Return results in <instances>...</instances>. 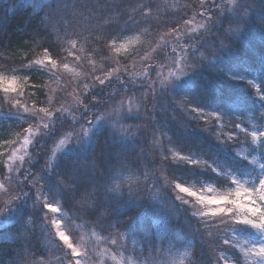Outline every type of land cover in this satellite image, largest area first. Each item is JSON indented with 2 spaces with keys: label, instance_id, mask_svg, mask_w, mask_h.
I'll return each mask as SVG.
<instances>
[{
  "label": "rangeland",
  "instance_id": "obj_1",
  "mask_svg": "<svg viewBox=\"0 0 264 264\" xmlns=\"http://www.w3.org/2000/svg\"><path fill=\"white\" fill-rule=\"evenodd\" d=\"M23 1L39 10L42 5L50 0ZM124 2L128 13L134 15L142 9L141 7H145L144 16L154 19L161 18L163 15L162 11L159 12L161 9L165 11V9L168 10L169 7H173L166 0H124ZM151 3L154 4L152 12L148 7L151 6ZM217 4L222 7V10L216 7ZM208 7L213 12V18L209 24L205 19V12ZM255 8L253 0H204L199 11L195 12L187 23L176 29L175 33L173 31L163 32L155 46L151 47L142 57L138 56V58L129 61L128 64H123L119 60V56L136 49L143 40L142 34L126 32V34L116 35L110 43L111 56L113 57L110 62L113 63L114 68L108 72L112 73L109 77L111 80L109 82L106 80L105 83L106 86L111 85L110 89L112 90L106 92L100 100H92L87 109H83L80 103L87 92L78 93L77 90L75 91V83L70 82L66 73L70 69L74 71V75L77 72L80 77H92L98 67H94L95 62L91 59L85 58L78 61V64L82 66L81 69H77L78 64L73 66L71 61L67 63L68 69H64L59 63L55 68L51 67L50 64H38L36 70L41 73V76L43 74L51 76L50 80L48 76V78L46 77L49 81L45 82V93L40 100L33 94L36 83L30 82V73L9 72L0 68V71L8 76L14 75L22 78L20 80L22 96L18 98H21L30 109L34 105L37 110L48 108L55 113L51 118L49 128L45 130L43 125L49 124V118L43 111H40L36 116L18 110L15 105L12 106L13 109L11 110L21 118H26L29 123L33 120L34 125L31 124L33 134L30 137L33 143L27 148H22V138L6 155L7 172L5 177L0 179V184L3 185L0 188V207L8 199L5 193L12 192L16 186L23 189L25 194L14 201L5 211L0 212V219L18 209L21 201L30 190L28 186L33 187L35 191L37 186L41 188V176H46L51 172L61 151L79 150L86 146L94 129L100 124H105L115 138H131L143 135L147 142L148 158L144 161L146 175L136 177L133 174L117 177L110 190V195L121 197L123 193L126 194L127 192L130 199L129 204L144 206L138 221L139 228L136 230L126 228L123 231L116 230L115 232L106 231V228L101 229L96 224H92L79 212L67 213L61 207V203L56 198L52 199L48 193H45L44 196L41 194L40 199L47 197L49 202L58 203L61 208L59 213H48V209L43 206L39 197H36L37 200L39 199L38 203L43 220L40 231L48 244L49 254L45 258L47 264H68V249L63 247L62 242H59V238L55 235V226L51 224L54 219L63 220L65 230L73 242L80 246L82 252L85 250L88 252L86 264H93V261L95 264H145V262L146 264H224L225 259L229 261V264H256L259 257L255 253L245 256L236 245H243L245 241L259 242L260 239H264V234L257 232L256 229L248 225H233L227 217L221 221L214 217L201 218L197 216L195 212L201 211V206L188 194L181 193L175 188V184L181 182L173 183L167 180L164 153H169L173 160L182 163L186 161L191 163V160H196L198 161L196 165L204 166L206 161L200 157L195 158L191 154H184L175 146L164 147V140L153 126L158 114H163L162 118L175 124L180 131L199 129L194 121L201 119L202 125L200 127L204 133L207 132L210 135V132L214 131L216 137L221 138L224 133L226 136H237L238 128L234 129L228 124L225 126L221 118L215 125L217 117L212 116L211 113H220L219 111L205 109L202 113H197L189 107H182L177 103L179 99L174 96V92L182 84L191 83L203 69L217 68L216 62L223 57L225 52L234 49L236 42L245 41V36L252 23L249 14ZM88 17L92 18V15ZM86 21L74 20L71 23L72 26L76 27L73 31L82 30L84 28L82 26L88 23ZM205 25H207L206 30L202 27ZM61 36L60 38L65 44L64 48L68 50L69 44L64 38L63 32H61ZM113 41L116 42L115 46L124 44V49L116 52ZM80 43L83 46V43ZM81 46H76L78 58L83 56L80 54L81 48L79 47ZM200 52H203L204 55H199ZM47 54L50 55L49 52ZM45 55V51L40 53L37 60ZM68 56H70L69 59L73 58L70 53ZM98 64L102 68L105 65L104 63ZM180 68L185 70V74L178 78L174 76L168 82L169 72H178ZM225 73L233 78H247L256 87L259 86L257 87L258 90H261L260 81L264 79V73L256 76L246 72L233 73L228 70ZM59 75L62 78H58ZM63 75H65L64 78ZM133 76L136 78V82L132 84L133 87H118L119 81H122L123 77ZM2 94L7 101L12 100L16 95L15 93L5 94L3 91ZM88 94L85 99L91 100L92 95ZM141 97L145 98V103L141 102ZM121 102H123L124 111L118 114ZM258 103L256 109L248 113L249 137L245 141L242 139V143L236 148L237 154L248 160L249 169L239 172L226 167L217 168L229 179L235 176L242 182L249 184L258 182L260 176L264 175V169L260 167L264 164V135H258L255 139L251 135L252 132L264 133L263 93H260ZM129 105L132 106L133 111H127ZM101 112H107L110 115L95 119L94 117L99 116ZM73 117L77 118L73 120ZM84 123L88 124L85 126L91 128L88 135L81 134L79 139L73 138L62 149L58 147L59 140L64 138L65 132L76 131L79 125ZM126 123L132 124L133 127L129 128L127 132H121V125ZM136 124L141 125V127L136 135H132L131 133L136 131ZM238 126L243 128L241 123ZM46 141L48 142L45 145ZM220 142L224 143V137ZM45 146H47L46 149H43ZM10 155L13 156L11 162L8 159ZM21 157L23 159H20ZM185 157L188 159L186 160ZM37 172L39 174L36 179H39V182L38 185H33L28 181ZM117 184L120 185L119 188H117ZM183 184L193 189H206L211 186L221 192L226 191L229 187H234L232 180L227 186H217L212 181H190ZM184 200L189 201V203ZM45 213L48 215L46 216ZM181 215H184L183 222L198 239L199 256L193 254L192 241H195L194 239L190 241V244L179 247L168 241L169 229L167 224L170 219H178ZM161 231L164 233L163 237L159 234ZM121 233L126 235L127 239ZM113 240L116 241V244L112 243ZM133 242H135V246ZM250 246L249 244L248 247ZM160 249H165V252L161 253ZM194 258L195 260H193Z\"/></svg>",
  "mask_w": 264,
  "mask_h": 264
},
{
  "label": "trees",
  "instance_id": "obj_2",
  "mask_svg": "<svg viewBox=\"0 0 264 264\" xmlns=\"http://www.w3.org/2000/svg\"><path fill=\"white\" fill-rule=\"evenodd\" d=\"M166 1L173 7L165 11L161 9V18L154 19L144 16L145 7H141L142 9L134 15L128 13L124 0H50L39 10L23 0H0V68L9 72L30 73V82L36 83L33 94L40 100L45 93L47 78L51 79V76H41L36 70L38 64L35 61L45 48L51 58L57 60L60 65L71 61L74 66L82 59H91L95 62L94 67H98L92 77H80L77 72L74 75V71L70 69L66 73L70 82L75 83V91L83 93L84 83L94 86L91 82L95 76L103 78L105 73L114 68L110 62L113 58L110 43L116 35L126 32L142 34L143 40L136 49L119 56L123 64H128L155 46L163 32L169 33L187 23L202 4L201 0ZM253 2L256 8L249 14L252 23L245 41L236 42L234 49L225 52L216 62L217 68L203 69L191 83L182 84L174 92V96L179 100H186L184 106L192 110L199 108L219 111L224 125L238 128V134L234 137L224 133L222 143L220 141L223 137H216L214 131H211L210 135L202 131L201 119L194 121L199 129L180 131L175 124L164 120L163 114H158L153 126L164 140V147L175 146L184 154H191L206 161L204 166L187 161L182 163L173 160L169 153H164L165 172L169 182L212 181L217 186H227L231 179L217 169L218 167L239 172L250 167L248 160L237 154L236 148L242 143V139L245 141L249 137L248 113L258 106L260 93L264 94V79L260 81L261 90H258L247 78H233L225 72H246L252 76L264 73V0ZM148 7L151 12L154 10L153 3ZM89 15H92V18H89ZM62 16L68 21L65 26L68 31L76 28L71 25L74 20L88 21L82 26V30L76 31L80 34L76 46H81L80 42L83 43V46L79 47L80 54L83 55L81 58H78L77 54L75 58L69 59V51L64 48V41L58 39L56 33L51 30V22L60 20ZM98 63L105 65L102 68ZM81 67L78 64L77 69ZM58 78L62 77L59 75ZM123 78L118 87H133L132 84L136 82L134 76ZM105 86L106 84L94 87L88 95L103 98L106 92L112 90L111 85ZM0 103L4 104L0 110L1 179L7 172L6 155L23 138V130L29 126V122L11 110L13 108L8 106L9 101L5 99L2 91ZM217 121L218 119L215 120V125ZM239 123L243 128H239ZM30 124L34 125L33 120ZM16 133L20 135L17 136ZM6 139L17 142L5 144ZM146 147L147 142L143 135L118 139L113 136L107 125L100 124L94 129L86 146L58 154L51 172L41 176V194L44 196L48 193L52 199L56 198L61 203L67 213L79 212L92 224L101 229L106 228V231H123L126 228L136 230L139 228L138 221L144 206L129 204L127 192L121 197L110 195V190L117 177L146 175ZM28 188L30 190L18 209L0 219V264H20L21 249H26L22 257L24 260L37 259L41 255L46 258L49 254L48 244L40 231L43 220L39 199H36L38 196L35 189L31 186ZM81 199L93 203L82 207L78 204ZM183 217L184 215H181L178 219L169 220L168 241L179 247L190 244L194 239L193 254L199 256L198 239L183 222Z\"/></svg>",
  "mask_w": 264,
  "mask_h": 264
},
{
  "label": "snow or ice",
  "instance_id": "obj_3",
  "mask_svg": "<svg viewBox=\"0 0 264 264\" xmlns=\"http://www.w3.org/2000/svg\"><path fill=\"white\" fill-rule=\"evenodd\" d=\"M201 3H203V0H201ZM217 8H220L222 10V7L220 5H216ZM213 18V12L208 7L205 12V19L207 20L208 24L211 22V19ZM218 18V17H217ZM62 21V23H61ZM68 24L67 20H64L63 16L60 20L52 21L51 22V30L56 33L57 38H60V33L63 31L64 38H66L67 43L69 44V53L74 58L76 57V45L78 43L80 34L72 31L69 32L66 29V25ZM204 27V30L207 29V25L202 26ZM176 32V29H173V33ZM113 45H116V42L113 41ZM125 45L121 44L119 46H115V51L120 52L122 49H124ZM46 55L35 61L36 64L39 65H45L50 64L51 67L55 68L58 66V62L55 59H52L50 55H48V49L45 48ZM199 55L203 56L204 53L200 52ZM181 61H183V58H181ZM176 63V61H174ZM63 68L68 69L69 65L67 63H63ZM194 66V65H193ZM185 74V70L183 68H180L178 72H169L168 82L171 81V79L175 77H180ZM112 75V73H105L104 77L101 76H95L93 81L91 82L92 85L90 86V83H84L83 84V91H86L87 94L92 91L94 87L97 86H103L107 82H109L111 79L109 77ZM22 78H19L17 76H8L4 72L0 71V91H3L5 94H12L15 93V97L9 101L8 106H13L18 110L23 111L24 113H31L35 114L36 116L39 114L40 111H43L47 117L49 118V124H44L43 128L46 130L49 128L51 118L55 115L52 111H50L48 108H44L42 110L35 109V106L30 109L29 106L25 103H23L21 98L22 96V85L20 84V80ZM259 87V86H257ZM85 96H83V99L80 101V103L83 106V109H87L89 104L92 102V100H100L101 98L98 96L93 95L91 100H86ZM141 102L145 103V98L141 97ZM115 103V101H114ZM177 103H179L182 107L187 103L186 100H178ZM4 104L0 103V107H3ZM139 107V106H138ZM137 107V110H138ZM197 113H202V109L194 108L193 109ZM114 111H116L114 109ZM122 111H124V105L123 102L120 104V114ZM127 111H133L132 106L129 105L127 108ZM57 113V112H56ZM110 114L107 112H101L99 116L94 117L95 119H101L104 117L109 116ZM212 116L217 117V119H220V113H211ZM77 117H73V120H75ZM87 123L79 125L78 130L76 131H67L63 134L64 138H61L59 140L58 147L63 148L65 145H67L73 138L79 139L80 135L83 134L84 136L88 135L91 131V128ZM132 124H123L121 125L120 131L121 132H127L129 128H132ZM141 125L136 124L135 129L136 131H133L131 134L136 135L137 131ZM23 140L21 143L22 148H27L28 145L32 144L33 141L30 139V137L33 134V127L29 123V126L23 130ZM17 136H19V133H16ZM252 137L255 139L258 135H264V133H257L252 132ZM16 140H4L5 144H15ZM54 157V156H53ZM9 162L12 161L13 156L8 157ZM20 159H23L21 157ZM187 160L188 158L185 157ZM191 163L196 164L198 161L191 160ZM262 169H264V164L260 165ZM38 172L33 176L28 182L33 185H38L39 179H36L38 176ZM22 176V175H21ZM40 176V175H39ZM27 179V178H25ZM232 184L234 187H229L226 191H218L217 189L208 186L205 188L200 189H193L189 186H186L183 183H176L175 188L179 190L181 193L188 194L191 198L194 199L196 203H198L201 206V211L195 212V214L201 218L206 217H214L221 221L224 220L225 217H227L230 222L233 225L239 226V225H248L253 229H256L257 232L264 234V175H261L258 182L254 184H249L247 182H242L240 179H238L235 176L231 177ZM131 184V182H129ZM3 185L0 184V188H2ZM120 185L117 184V188H119ZM41 191L42 189L37 186L36 194L37 196L41 197ZM24 190L17 187L12 190V192H6L5 195L8 197L6 201L3 202V206L0 207V212L5 211L10 205L14 203V201L20 199L22 195H24ZM179 199H182L181 197H178ZM43 203V206L48 209V213H59L61 212L60 205L58 203H51L48 201V198L45 197L44 199H40ZM185 201V200H184ZM189 203V201H185ZM92 201H85L84 199H81L78 201V204H80L82 207L87 204L91 205ZM48 213H45L47 216ZM31 222V220H29ZM207 223V222H206ZM205 223V224H206ZM51 224L55 226V235L59 238V242H62L63 247H66L68 249V264H86V261L88 260V252L85 250L84 252L81 251L80 246H78L76 243L73 242V240L68 235L67 231L65 230L64 221L61 219H54L51 221ZM119 230V229H117ZM160 236L163 237L164 233L161 231ZM122 236H124L125 239H127L126 235L121 233ZM227 242V241H226ZM113 244H116V241H112ZM251 245L248 247V245ZM133 245L135 246V242H133ZM240 248L241 252L245 254V256L252 255L253 253L256 254L259 259L256 261V264H264V239H260L259 242H247L245 241L243 245H236ZM26 251V249L20 250L21 260L20 264H47V261L45 258L41 255L37 259H31V260H24L23 254ZM161 253L165 252V249H160ZM93 264H95V261H93ZM146 264V262H145ZM224 264H229V261L225 259Z\"/></svg>",
  "mask_w": 264,
  "mask_h": 264
}]
</instances>
